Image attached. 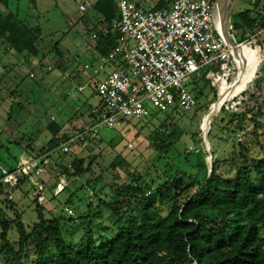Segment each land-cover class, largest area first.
Returning a JSON list of instances; mask_svg holds the SVG:
<instances>
[{
  "label": "trees",
  "instance_id": "trees-1",
  "mask_svg": "<svg viewBox=\"0 0 264 264\" xmlns=\"http://www.w3.org/2000/svg\"><path fill=\"white\" fill-rule=\"evenodd\" d=\"M252 2L253 8L237 13L234 23L231 17L237 42L247 41L258 26L264 27V0ZM165 4V0H160L153 8ZM90 8L94 12L93 28L97 33L92 47L96 53L104 55L117 44L120 35L112 26L113 21L119 18L118 6L116 0H94ZM41 34L39 22H31L28 17L20 19L17 12L12 10L0 13V45H3L9 57L6 60L0 57L3 70L0 105L8 101V120L13 111L21 112L25 107L36 113L38 101L32 100L33 108L29 105L32 91L57 84L55 79L36 80V74L30 76L29 70L26 74L16 72V66L24 62L36 64L53 52L52 55L57 56L53 60L54 66L63 75L71 62L62 56L64 50L61 51L57 42L47 51H41ZM251 44L246 42L245 45L248 47ZM117 64L121 66L120 60ZM75 70L67 74L71 80L75 79ZM201 75L204 78L205 70ZM236 75L227 79L229 85ZM27 76L33 81H26ZM205 83L209 84L211 90L216 89L210 80H205ZM241 86L232 98L245 90ZM215 92L212 101L216 98ZM197 93L199 95L202 91ZM56 94L60 97L59 101L64 103L62 100L65 96ZM216 100L219 101L218 98ZM229 100L219 103L215 110ZM105 110L99 98L95 106L88 108V119L84 121L91 125L99 122ZM74 114L75 111L66 124ZM163 115L164 118L155 124L146 137V146L151 154L155 153L153 161L148 163L142 154L139 155L141 158L138 161H143L145 167L142 172L129 171L132 162L121 153L126 144L109 163L101 156L103 144L89 136H86L89 139L87 143L92 142V145L81 148V154H75L72 149L61 150L60 143L81 130V127L64 128L65 123H57L53 118L41 123L38 131L30 134L27 140L26 135L13 139L11 142L22 146L31 155V160L25 165H9L5 169L14 174V179L5 181V172L1 171L0 182L4 179L11 189L18 188L32 175H38L36 169L48 164L46 159L55 152L60 159L54 162V166L61 167V173L56 174L59 179L56 184L67 181L65 190L69 185L73 186L76 180L93 172L94 163L99 164L101 169L93 181L87 178L80 187L73 186L74 189L63 200L64 204L70 206L73 194L80 190L87 194L86 206L94 205L93 211L69 219L82 228L76 243L64 237L65 231H68L65 223L56 217L45 216L43 202L37 200L38 194L42 195V187L36 188L33 199L37 220L28 230L20 220L19 213L9 220L0 208V264H264V144L259 139V135L264 134V124L261 122L264 102L247 112L228 110L223 106L217 113L207 134L211 152L209 174L205 158L200 157L198 152L185 150L184 144L181 148L176 147L179 130L167 120L168 113L164 112ZM17 119L20 120L18 116ZM217 119L225 122L223 127L228 131L227 135L250 127L243 134V140L230 135L233 139L230 146L232 151L222 158H217L212 140ZM97 146L99 150L94 151ZM173 150L176 155L172 154ZM67 153L73 155L64 164L61 158ZM116 167L127 172V180L122 184L113 183L103 175V172H110ZM155 172L156 178L152 177ZM6 202L8 207H12L11 200L7 199ZM103 208L111 223L100 220L105 217ZM11 221L18 235L14 243L7 238Z\"/></svg>",
  "mask_w": 264,
  "mask_h": 264
},
{
  "label": "rangeland",
  "instance_id": "rangeland-1",
  "mask_svg": "<svg viewBox=\"0 0 264 264\" xmlns=\"http://www.w3.org/2000/svg\"><path fill=\"white\" fill-rule=\"evenodd\" d=\"M33 1H36V4ZM86 1L89 4L92 2V0ZM138 1L141 3V7L149 9L150 7L148 5L156 0ZM224 1L225 0H219L218 3L223 5ZM234 1L235 0L230 1L228 9L232 6ZM34 6H36L38 17L33 12ZM253 6L254 4L252 0H238L235 2L232 11L233 16L231 15L232 23L235 22L237 13L246 8L252 9ZM7 10L17 12V16L20 19L28 17L31 22H39L42 27L41 40L39 41L41 51H47L52 44L57 42L61 51L64 49L62 56L65 60H70L71 62L68 64V67H66L63 75L59 69L54 66L53 52L49 56L43 58V61L41 62L36 58L35 61H38L36 64H33L34 62H24L21 65L16 66V72L18 71L21 74H26L29 70V75L33 72L34 76L36 74V80L38 81L55 79L57 86L45 87L37 92L32 91L29 96V98H31V100H29V105L33 108L34 105L32 100L38 101L39 108L36 113H33L28 107H25L21 112L13 111L11 113V119L8 120V101L6 100L0 105V173L1 171L6 172L5 169L9 165H25L31 160V155L26 152L22 146L11 141L23 135H26L25 139L27 140L28 136L36 133L41 127L40 124L45 123L48 119L53 118L57 123H65L64 128H66V126L81 127L84 124H88L84 121L88 119V108L95 106L99 101V97L94 90L96 83L104 79L116 66H120L117 64L119 63L118 59H115L110 63H105L100 58L99 54L98 56L96 55L94 48L90 46L91 39L87 36L90 30L94 28L92 25H86L85 22H82L87 16L89 17L91 14L94 16V13L89 8L83 11L79 10L78 3L75 0H0V13L5 14ZM217 17L221 20L223 25L224 16L222 10L217 11ZM248 42L250 44L252 43L251 45L254 47L251 45L247 47L245 45L246 42H242L243 47H246L245 50L247 57H240V54L237 53L240 61L242 62V59L244 60V63H240V69L243 70L244 75L242 82L244 81V83L242 86L240 84L239 87L241 86V88H245V90L240 94L238 93L236 97L229 98L230 100L224 104V108L228 110L247 112L252 108H255L261 102H264V32H261L256 36H251ZM2 46L3 45H0L1 58L3 57L5 60L9 59V57L7 58V51H5ZM253 54H255L254 58ZM85 63L89 64L88 68L84 67ZM120 64L125 70H130V66L126 62L120 60ZM47 66H51L52 69L47 70ZM94 68L97 69L96 73L93 71ZM230 68L228 78L233 71V67L231 66ZM73 69H76L74 71L75 79L71 80L67 74ZM203 70H205V68L201 70L198 76L196 73H193L186 77L187 88L195 96L197 104L188 111L173 108L165 113L169 114L167 120L174 123L179 130V140L176 147L181 148L182 144H184L186 148L185 150H195L200 157L205 158L207 153L202 143L201 134L207 129L210 114L217 102L216 99L218 98V100H220L225 96L237 78H235L230 85L228 84V80L222 81L219 84V88L215 86L216 89L211 90L209 84L205 83V80H207L206 76H204V78L201 77ZM2 71L3 70L0 66V78L2 76ZM25 80L28 82L33 81L28 76ZM80 85L83 86L82 89H78V86ZM198 91H202V93L198 95ZM213 91H216L215 94L217 93L214 101H212L214 97ZM55 92L62 93L61 97L65 96L62 101L66 105L59 101L60 97ZM146 105L150 110L151 115L145 121H137L131 117H127L124 118L120 125L113 128H110L103 123L98 125L96 128L98 134L97 140L99 139L101 144H103L101 156L106 158V163H109L124 144H126V148L121 150V153L126 155L127 159L132 162L129 171L137 170L142 172L143 169H145L143 161H138V159L141 158L139 157L140 154H142V158H144L146 162L150 163L153 161L155 153L151 154L150 149L146 146L148 143L146 137L150 130L154 128L155 124H158L159 121L164 118V115L163 113H159L150 102H147ZM74 111V116L71 117L69 124H66L68 117H70ZM80 113L84 115L82 118L80 117ZM17 116L20 118L19 121ZM261 122L264 124V116H262ZM238 124L241 126L240 122ZM13 125L14 127L11 128ZM224 125V121L217 119L215 127L212 130V140L217 152V158L225 157L232 151L230 146L233 139L230 135H235L237 139L240 138L243 140V134L250 130L249 127L245 131H235V133L233 132L230 135H227L228 131L226 132V129L223 127ZM10 129L13 131L12 133H10ZM259 131H262L261 127ZM37 134L39 135V133ZM259 139L262 144H264V134L261 133ZM87 140L89 139H85L86 144L84 145L83 143H79L77 146L76 144H73L72 152H75V154H81L79 152L81 148L86 145L88 147L92 145V142L87 143ZM130 149L133 151L129 152ZM98 150V146L94 148V151ZM174 151L175 150L172 151V154L176 155ZM57 154L58 153L55 152L47 158L46 162L48 164L40 165L43 169L38 172V175H32L29 180L22 183L18 188L11 189L6 184V180L4 181V179H2V183L0 182V208L9 220L13 219V217L19 213L20 220L28 230L31 224L37 220L36 210L34 208L35 202L33 199L35 197L36 188L41 189L42 187L43 189L40 191L42 195L38 194L37 200L39 203L43 202L45 216L47 218L56 217L60 222L65 223L66 226H68V231H65L64 237L69 240L71 239L76 243L78 242L82 228L76 223H72V220L69 219L72 217H78L80 214L83 215L87 211H93L94 205L89 207L86 206L88 201L87 194L80 190L73 194L72 204H70V206L64 204L63 200L69 191L73 190L74 187H80L87 178H90L93 181L96 178V175L99 174L101 166L94 163L93 172H90L89 175L86 173L88 176L76 180L73 183L74 187L71 184L69 185V188L65 190L64 188L67 181L62 180L59 184H56L59 180L56 174L61 170L59 165L58 167L54 166V162L57 159H60L57 158ZM72 155L71 153L64 154L63 158H61L62 162L67 164ZM134 155L135 158L133 160ZM53 170L55 171L53 172ZM149 171L150 169L148 172ZM126 173L127 172L123 171V169L116 167L115 169L112 168L110 172H103V175L113 183L122 184L127 180ZM156 173L157 172L153 173L152 177L156 178ZM10 176V178L14 179L13 173H11ZM9 177L7 176V179H9ZM35 182L37 184L40 183L41 185L39 186ZM55 193L56 195H54ZM93 198L94 197H92V199ZM7 199L12 201V207L7 206ZM93 201L95 202L96 200L93 199ZM102 212L105 217L100 220L106 223H111V218L106 214L104 208L102 209ZM92 231L95 234L94 228ZM17 237L18 235L14 222L11 221L7 231V238L10 242L14 243Z\"/></svg>",
  "mask_w": 264,
  "mask_h": 264
},
{
  "label": "built area",
  "instance_id": "built-area-1",
  "mask_svg": "<svg viewBox=\"0 0 264 264\" xmlns=\"http://www.w3.org/2000/svg\"><path fill=\"white\" fill-rule=\"evenodd\" d=\"M75 1L81 11L92 4ZM218 1L166 0L164 6L142 9L134 0H116L119 18L112 26L120 34L118 43L100 58L105 63L123 60L130 70L116 66L96 83L94 90L106 108L101 120L82 125L81 130L60 143L61 150H71L73 144H86V136L97 139L96 128L101 123L113 128L127 117L145 121L151 115L147 102L159 113L173 108L192 109L197 100L187 88L186 77L193 73L198 76L204 68L206 78L219 88L233 67L231 47L238 42L231 14L223 25L217 17ZM261 32L264 27L258 26L252 36ZM96 36V32L89 34L93 40ZM84 67L88 68L89 64L85 63ZM93 71L96 73L97 69ZM33 75L31 72L30 76ZM42 169L39 166L36 173ZM10 174L5 172L4 179L9 180Z\"/></svg>",
  "mask_w": 264,
  "mask_h": 264
},
{
  "label": "bare ground",
  "instance_id": "bare-ground-1",
  "mask_svg": "<svg viewBox=\"0 0 264 264\" xmlns=\"http://www.w3.org/2000/svg\"><path fill=\"white\" fill-rule=\"evenodd\" d=\"M230 1L231 0H225L224 3H223V5L221 6V8H220V4L217 3V5H216V13H217L218 10H222L223 11V16H224V13L228 10V6H229ZM231 53H232V58H233L232 59V62H233V71H232V74L230 75V77L233 76L235 73H237V75L235 77V78H237V80H235L234 83L231 85V87L229 88V90L226 93V95L223 96L215 104V106L213 107L212 111L215 110V108L218 106L219 103L224 102L225 100H227L230 97H232L236 93V91L238 90L239 85L243 83L242 82V79H243V70L240 69V63H242V62L244 63V60L242 59V62H241L240 61V58H239V56L237 54V53H239L240 54V57H242V56L245 57V58L247 57L246 50L243 47L242 42H238L235 45H233L231 47ZM210 116H211V114H210ZM208 124H209V121H208Z\"/></svg>",
  "mask_w": 264,
  "mask_h": 264
},
{
  "label": "water",
  "instance_id": "water-1",
  "mask_svg": "<svg viewBox=\"0 0 264 264\" xmlns=\"http://www.w3.org/2000/svg\"><path fill=\"white\" fill-rule=\"evenodd\" d=\"M238 0H235L233 3H232V6L228 9V11H226L224 13V21L227 22L229 20V14H231V11L234 7V4L235 2H237ZM231 42V41H230ZM224 106V105H223ZM222 105L217 109V110H214L211 112V116H210V120H209V124L207 126V129H205V131L202 132L201 134V139H202V143L204 145V148H205V151H206V157H205V162L207 164V167H208V174L211 170V152H210V144H209V141H208V138H207V134H208V131H209V128L211 126V123L213 121V119L215 118V116L217 115V113L221 110V108L223 107Z\"/></svg>",
  "mask_w": 264,
  "mask_h": 264
},
{
  "label": "crops",
  "instance_id": "crops-1",
  "mask_svg": "<svg viewBox=\"0 0 264 264\" xmlns=\"http://www.w3.org/2000/svg\"><path fill=\"white\" fill-rule=\"evenodd\" d=\"M92 1H94V0H92ZM157 1L158 0H156L155 2H152L150 5H148L151 9H153V6L157 3ZM166 1V0H165ZM33 2H35V4H36V1H33ZM134 2L136 3V5L138 6V7H140V8H142V9H145V8H143V7H141V3L138 1V0H134ZM92 3V2H91ZM166 5V4H165ZM164 6V5H163ZM149 8V9H150ZM89 9H91V8H89ZM33 12L35 13V15L37 16V11L35 10V9H33ZM93 12V11H92ZM94 13V12H93ZM38 17V16H37ZM30 19V18H29ZM83 19V18H82ZM84 21H82L83 23L85 22V24L86 25H92L93 26V22H94V20H93V16H92V14L91 15H89V17L87 16V18L86 19H83ZM36 22V21H35ZM34 22V23H35ZM99 26H101V25H99ZM259 27H261V26H259ZM91 32H96V30L95 29H91L90 30V32L88 33V38L89 39H91L90 37H89V34L91 33ZM252 36V35H251ZM251 36H250V38H251ZM249 38V39H250ZM248 39V40H249ZM248 40L247 41H245V42H248ZM93 39H91V41H90V46L92 47V43H93ZM76 42H78V41H76ZM60 47V46H59ZM64 50V49H63ZM96 55L98 56V53H96ZM1 57V56H0ZM54 57H56L57 58V56L55 55Z\"/></svg>",
  "mask_w": 264,
  "mask_h": 264
}]
</instances>
